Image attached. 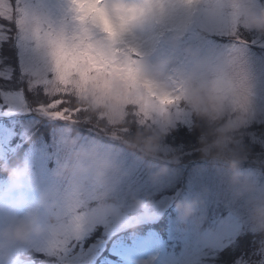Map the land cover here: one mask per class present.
<instances>
[{
    "label": "rangeland",
    "instance_id": "374dc122",
    "mask_svg": "<svg viewBox=\"0 0 264 264\" xmlns=\"http://www.w3.org/2000/svg\"><path fill=\"white\" fill-rule=\"evenodd\" d=\"M123 1L131 6L139 4V0H108V7ZM195 3L184 28L149 29L160 35L150 54L139 53L141 45L127 39L125 32L113 37L90 22H79L71 0H0V16L15 18V45L23 79L34 91L52 96L50 103L32 107L23 87L0 88V157L15 148L12 142L18 133L30 136L37 121L63 124L51 126L50 139L41 136L32 142L25 158L29 175L24 187L5 201L6 205L23 203L0 208V226L37 206L43 192L61 205L76 196L69 213L72 228L58 238H37L15 249L13 264H31L32 260L24 257L33 251L43 255L47 264H210L209 257L238 235L263 231L253 224L249 197L236 198L232 193L227 155L186 163L184 158L194 149L184 151L165 138L180 125L191 127L197 118L209 124L217 120L221 131L232 125L227 132L231 134L227 153L244 156L241 170L250 171L257 184L264 186V130L243 132L264 122V32L241 23L225 7V0ZM256 6H264V0H256ZM6 34L0 26V45ZM143 61L150 67L173 64L170 78L165 71L156 77L172 86V92L164 96L157 93L148 75L142 73ZM4 74L10 77L9 71ZM241 78L248 90V111L243 118L232 106L219 114L212 110L204 115L185 101L188 79L227 84ZM67 95L102 109L98 116L107 122L103 134L95 130L91 135L73 132L70 126L77 109L69 107ZM165 96L174 102H162ZM127 115L139 125L154 127L156 137H163L162 142L155 141V155L143 151L148 139L133 143L124 137L130 130L120 123L127 122ZM18 122L24 124L22 132L17 130ZM70 141H75L71 148ZM81 146H95L112 167L99 186L89 184L77 192L74 177L61 176L59 169ZM181 167L187 168V173ZM162 168L167 171L155 176ZM5 183L6 178L0 179V186ZM173 188L174 192H169ZM186 197H198L200 203L197 212L181 222L176 206ZM136 200L143 201L145 207L133 212ZM165 213L170 219L166 237L151 233L133 239L130 246L108 244L117 233L155 222ZM260 241L256 250L261 255L259 261L250 263L243 258L236 264H264V238Z\"/></svg>",
    "mask_w": 264,
    "mask_h": 264
},
{
    "label": "clouds",
    "instance_id": "9594fccd",
    "mask_svg": "<svg viewBox=\"0 0 264 264\" xmlns=\"http://www.w3.org/2000/svg\"><path fill=\"white\" fill-rule=\"evenodd\" d=\"M237 7H233V5ZM182 7L194 8L195 0L182 3ZM225 7L231 14H235L241 23L250 29L264 32V6L257 7L256 0H225ZM136 15L132 24H139L148 20L149 22L161 23L167 19L169 11H159L154 6L145 8ZM115 15L112 18L110 28H119L121 19H127L133 14L126 8H112ZM77 15V13H76ZM163 73V66L155 73L159 78ZM185 101L195 110L204 115L211 114L215 110L217 114L222 112L226 106L236 108L243 118L248 111V90L243 78L232 80L227 84H216L208 80L185 81ZM229 125L219 137L203 149L204 154L211 155L213 159L227 155L228 172L227 179L234 197L241 198L247 195L248 203L251 205V218L257 229L264 230V186L258 185L250 171H242L241 163L244 156L239 153H227L230 137L227 132L232 128ZM75 141L69 142L71 148ZM215 150V151H213ZM143 151L146 155H155L156 146L154 138L144 142ZM111 162L101 156L95 146H81L70 153L69 162L63 164L59 169L61 176L74 177V187L77 192L83 191L89 184L99 186L105 179ZM7 171L6 183L0 186V208L20 206L23 201L12 205H6L5 201L11 199L14 192L24 187V182L29 175V167L26 162L15 167L5 168ZM167 169H160L155 176L165 173ZM155 176L153 178H155ZM76 196L68 198L63 205L54 200L50 193L43 192L37 206H32L23 215L18 216L12 222L0 226V264H13L12 253L15 249L26 246L41 237L58 238L73 226V219L69 213L75 204ZM198 197H186L177 203L178 220L183 222L192 217L199 206ZM66 206V210H65ZM145 207L143 201L136 200L132 205V211L136 212Z\"/></svg>",
    "mask_w": 264,
    "mask_h": 264
},
{
    "label": "trees",
    "instance_id": "16d2710c",
    "mask_svg": "<svg viewBox=\"0 0 264 264\" xmlns=\"http://www.w3.org/2000/svg\"><path fill=\"white\" fill-rule=\"evenodd\" d=\"M13 2L14 0H9ZM14 15H12L9 20L6 17L2 18L0 16V26L5 30L6 39L2 40L0 45V88L4 89H15L17 87H23L24 95L32 107H38L39 105H45L52 101V96L42 90L37 92L31 89L28 85V82L23 79L19 59L17 54V48L15 45V36L17 33L16 24L14 20ZM3 71V73H1ZM9 71L10 77L5 76V72ZM54 97L53 99H55ZM69 99V107L72 109H77V113L73 117L74 125H71L73 132H88L90 135L92 131H98L99 133L105 132V127L107 122L106 118H101L98 116V113L102 111L100 108H93L89 101L78 100L75 96L67 95ZM20 118L19 121H25ZM29 119V118H27ZM26 119V120H27ZM198 120L191 126H182L180 125L179 129H174L173 132L168 134L167 142H171L174 146H179L184 151L194 149L193 153L184 158V162L194 161H204L208 159L211 155H205L203 152L204 147L210 144L212 141L216 140L221 130L217 129L218 122L213 121L211 124L197 118ZM125 120L120 123V127L129 128L130 131L124 133V137L130 140L133 143H140L143 139L154 138L156 142H162L163 137H156V131L154 127L142 126L139 125L136 119L132 115H127ZM19 128L18 131L22 132L21 126L24 124L18 122ZM62 125L58 122H47L45 120L37 121L32 134L26 136L25 138L18 133L13 144L15 148L10 152H7L6 155L0 157V179L7 177V171L5 168L15 167L21 163L25 162L26 153L31 146L32 142L39 139L41 136L46 139L51 138V126L58 127ZM252 129L264 130V122L260 124H253L244 129L243 132H247ZM231 134H228V136ZM23 137V138H21ZM215 151V150H213ZM255 151V150H253ZM212 162H210L211 165ZM225 163H219V165ZM227 167V165H223ZM185 173H187V168L181 167ZM183 177L180 178L182 182ZM177 185V184H176ZM175 188L171 189L169 192H174ZM169 216L165 213L160 219L153 222H146L134 225L125 231H121L115 235V237L110 241V245L118 246L122 243L123 247L130 246L132 240L134 239H143L149 234L156 235L159 237H166L167 231L169 228ZM264 238V230L258 233L251 231H246L243 234L237 236L235 240L227 244L225 247L218 249L214 255L209 257L210 264H236L237 261L243 258H248V261L251 263L254 260H260V253H256L257 248H259L261 239ZM30 254V257H24V260L31 259V264H47L45 258L40 256L38 253L34 252ZM40 256V257H39Z\"/></svg>",
    "mask_w": 264,
    "mask_h": 264
},
{
    "label": "bare ground",
    "instance_id": "6f19581e",
    "mask_svg": "<svg viewBox=\"0 0 264 264\" xmlns=\"http://www.w3.org/2000/svg\"><path fill=\"white\" fill-rule=\"evenodd\" d=\"M123 2L124 5L131 6L128 2ZM182 3H187V0H152V7L154 6L159 11H169L167 19L161 23L149 22L148 20H145L144 22L139 24H132L129 26L127 31H125V37L129 40L137 41L141 45V47L138 48L139 53H153L155 51L156 45H158L159 43L160 35L156 31L150 33L149 29L154 26L167 27L175 30L184 28L187 25V22L192 14V8L182 7ZM141 6L148 8L146 0H139L138 7ZM142 65L143 75H148V81L151 83V86L158 89L157 93L159 95L164 96L167 92L170 93L173 91L172 86L162 83L161 81H159V79L156 78V76L154 78L152 77V75H155V73L161 69V65L159 63H155L150 67L147 61H143ZM172 69V63H170L165 68L163 67V71L166 72V75L169 78L171 76L169 73Z\"/></svg>",
    "mask_w": 264,
    "mask_h": 264
},
{
    "label": "snow or ice",
    "instance_id": "6c2138e0",
    "mask_svg": "<svg viewBox=\"0 0 264 264\" xmlns=\"http://www.w3.org/2000/svg\"><path fill=\"white\" fill-rule=\"evenodd\" d=\"M191 2V0H188ZM71 4L74 6V10L77 13L76 19L81 22H90L93 26L99 28L102 32L110 34L113 37L118 36L129 28L131 22H134L136 15L142 12L143 9L137 6H127L124 4H117L115 7L126 8L127 11L133 15L127 19H121L119 28H110L112 18L115 15L114 10L108 7V0H71ZM148 8L152 7V0H146ZM162 102L172 103L174 102L171 97H162Z\"/></svg>",
    "mask_w": 264,
    "mask_h": 264
}]
</instances>
